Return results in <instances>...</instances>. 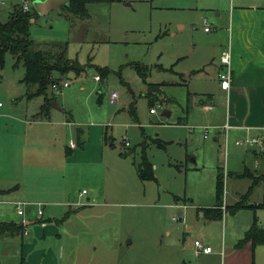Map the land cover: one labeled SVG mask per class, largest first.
<instances>
[{
    "label": "rangeland",
    "instance_id": "obj_1",
    "mask_svg": "<svg viewBox=\"0 0 264 264\" xmlns=\"http://www.w3.org/2000/svg\"><path fill=\"white\" fill-rule=\"evenodd\" d=\"M16 2L0 1V23L6 22L10 7ZM257 6H264V0H112L88 5L87 19L61 9L38 15L31 21L33 42L41 47L67 44L66 56L77 60L81 67L72 68L80 73L62 76L54 73L60 87L68 84L58 93L48 88L49 96L52 94L62 112L52 110L55 116L51 119L56 123L40 126L31 120L43 105V98H26L22 83L24 67L14 66L12 55H5L0 79L3 106L0 108V184L3 185L4 178L19 180L21 166L27 161L25 165H31L32 172L28 187H33L30 190L34 193L44 194L50 187L64 186L70 192L69 202H80L79 193L94 188L108 198L109 206L102 208L94 203L87 209L91 211L83 216H89V222H94L96 227L91 234L83 233L82 242L77 241L76 245L65 236L59 241L60 233L59 237L35 238L26 249L23 248L26 243L18 236L14 240H0L1 264H69L75 259L83 264L80 259L87 260L93 254V244L95 260L112 258L117 264H181L177 253L188 252L183 247V238L190 240L185 246L198 237L213 250L214 243L221 245L222 226L201 218V212L196 214L193 210L189 218L184 216V221L183 216L178 222L172 218H177V211H183L184 203L190 205V201L204 207L215 205L218 167H254L252 151L256 147L247 143L236 146L241 134L233 131L225 139L222 126L227 119V102L218 91L215 72L210 66L211 62L216 65L220 56L228 12ZM204 28L210 32L206 34ZM134 64L140 70L148 68L144 80L132 68ZM98 69H106L108 74L102 76ZM96 76H101V81H95ZM154 84L161 87L152 88L156 94L151 99L147 92ZM112 90L119 93L117 105L108 103ZM152 106L155 114L149 112ZM68 111L78 125L61 123L63 117L71 121ZM164 112L169 115H163ZM45 115L43 112L42 116ZM80 130L82 134L78 133ZM97 134L101 135L102 146L98 158L70 159L73 153L68 152L69 140L76 145L90 140L93 155L98 150ZM246 136L257 137L259 132L251 131ZM156 139L165 143L164 149L156 147ZM143 143L153 181H141L136 173ZM73 150H78V146ZM35 154H40L42 164ZM39 181L44 185L39 186ZM22 182L26 186V181ZM226 182L223 198L227 194ZM258 196L255 192L251 200ZM174 197L181 200L175 202ZM112 215L120 221L111 223ZM236 215L225 216L227 241L234 236V224L240 226L247 217L260 216L259 224L264 228L262 209L256 210V216L248 210ZM182 222L187 224L186 231L183 230L187 237L178 230L183 227ZM104 224L114 229L102 231ZM163 228L171 232L170 237L161 236ZM112 236H117L114 245ZM186 258L189 263L183 264H196Z\"/></svg>",
    "mask_w": 264,
    "mask_h": 264
},
{
    "label": "crops",
    "instance_id": "obj_2",
    "mask_svg": "<svg viewBox=\"0 0 264 264\" xmlns=\"http://www.w3.org/2000/svg\"><path fill=\"white\" fill-rule=\"evenodd\" d=\"M15 1L17 2L11 5L10 10L8 12V16L13 7L16 5H20L24 0ZM228 14V23L225 24L224 28L225 34L223 40L225 41H222L223 44H220L221 50L219 54L221 56L224 51H227L229 49V68L231 70L232 80L230 83V87L227 91H222L220 89V84L218 81L217 75L219 70L222 68L219 61L220 56L216 61L217 66L214 65L213 62H211L210 66L215 72V77L218 82V91L220 92V94L224 95V97H222L225 98L227 102V105L225 104L227 108V119L226 123L222 127L227 126L228 129L223 131V134L225 135L226 139L227 133L229 131H233L235 134H241L240 139H243L244 137H246V135H248V133H251V131H258L259 136L257 137H260L262 143L264 144V6H257L256 8L252 7L250 9L236 8L230 10ZM209 32L210 31L205 33L207 34ZM134 65L138 66V64ZM134 65H132V68H134ZM144 68L145 77L142 78V80H144L148 74V68ZM201 71L202 70H199V72ZM99 81H101L100 77ZM183 83L186 82L183 81ZM153 86H159V88L161 87V85L158 84H154ZM148 94L149 93L147 92V97L152 99V97H149ZM155 94L156 93L154 92L153 95ZM0 108H3V106H1ZM127 109L132 110L131 106H127ZM151 109H154L153 106L151 107ZM231 109H233L232 115ZM52 110L60 112L62 109H54L51 107L49 111H45L46 117H38L37 115H40L41 111L40 105L39 111L36 114L32 115L31 121L34 124L40 126H49L53 123H56L52 121L53 119H51V116H55L53 115V113H51ZM239 111L243 112L239 113ZM64 113L67 114L65 111ZM68 114H70L71 121H67L65 120L66 118L64 119L63 117L61 123L66 124L67 126L78 125L73 120V116H71V113L69 111ZM168 115L169 114L165 116ZM27 123L29 124V122ZM220 130V128L217 129L218 140L221 138ZM78 133L82 134L83 131L80 130L78 131ZM34 137L36 138L37 136ZM204 138L206 139L207 136L205 137L204 135ZM97 142L98 150L95 151V153H93L92 155L90 153L91 149L89 147L90 140H87V142L78 143L77 145L74 141L69 140L68 149H70V151L68 152L70 153V155L73 153L70 159L72 160L79 158L84 160H91L96 157L98 158V152H101L102 150L101 135L98 137L97 134ZM70 143H72V145H70ZM124 145L128 146L126 142ZM77 146L78 150L72 151V149L76 148ZM248 146L256 147L258 150L252 151L254 167L243 165L241 169V166H230V168L227 169L218 167L216 170V179L217 176L219 174H223L222 171L225 170V173L222 175L223 188L224 180H227V194L224 196L225 201L223 198V191L217 200L215 179L216 203L214 206L204 207L202 205H199V203L193 204L192 201H190V205H185L186 203H184L182 207L183 211H177V218H172L173 222L182 221V216H186V218H189L191 212L195 210L196 214H199V212H201V218H206L208 221H217L219 222L218 224L222 226L223 235L221 238V245H218L217 242L214 243L215 250L211 249V253L209 254H197L193 246V242L195 240H199L203 246L210 247L208 242L204 243V241L199 239L198 237L194 239L191 244L188 243L185 246L186 241L188 240L190 242V240L183 238V247L184 249H187L188 252L183 253L182 250V254L177 253L179 256L176 258L180 261L181 264L188 262L186 256L188 257V259H192L193 261H195L196 264H264V245H259L253 248L250 242H248L245 245L238 246L239 242L244 238L246 232L252 226L253 221H255L257 226L264 231V228L259 224L261 223L259 221V219H261L260 216L258 219H256L257 217H253V219L247 217L244 223L240 226L234 224L235 232L231 241H227L225 232V226L227 224V219L225 216L227 215V213L232 216H237V213L248 210L252 212L253 216H256V210H264V150L262 151L261 149H259L257 145ZM120 155L123 157L125 156L122 153H120ZM33 156L38 158L41 164L43 163L40 154H35ZM26 163L27 161H24V166H21L20 171L22 170V172L21 176H19L18 178L19 180H8L4 178L2 180L3 185L0 184V223H22V220H25L24 232L23 235L20 237L21 241L23 243H26L23 247L24 249L30 247L33 244L35 238L43 239L46 237H55L59 233L61 235L59 241H61L62 236H65L73 241V245H76L77 241H79V243L82 242L81 237L83 233L89 232L91 234L94 226L96 227V224L94 222H89V216H83V214H85L86 212H90L91 210L87 209L93 207L94 203H97L98 206L102 208H107L109 206L108 198L103 194H99V192L94 190V188H91L89 192H87L85 189L82 190L81 193H79V197H81L80 202H69L70 192L69 189H66V187L64 186L50 187L48 188V190H46L49 192H46L44 194L39 191L37 193H34L30 190L33 187H28V178L30 175L29 173H32L31 171H29V167H31V165H29L28 167V165H25ZM258 164H261L259 168H255ZM38 174L39 172H37L36 178L39 177ZM47 174L49 175L48 172ZM23 180L26 181V186L25 184H23ZM241 183L243 184L242 187L239 186ZM41 185L44 184L39 181V186ZM82 192H85V197L83 196ZM255 192L258 193L259 196L258 198L254 199V201H252L251 197H253V194ZM92 197L93 200H91ZM94 197L97 198L98 201L94 199ZM229 197L231 199V202H228ZM258 199H260L261 202H255ZM180 200V198L174 197L175 202H179ZM16 204L23 205L22 207L24 215L21 217L16 213ZM238 204H241L242 208L232 212L230 207ZM38 209L42 210L41 217L37 215ZM212 210L216 212H210ZM57 218L62 219L58 220ZM184 219L185 217L183 218V221ZM40 221H43L45 225L41 226L39 224ZM109 221L111 223H118L120 220L118 216L112 215L110 216ZM51 222H53V225H51ZM182 223H184L183 227H179L178 230H182V235L186 236L188 233L183 232V230L186 231L187 224L186 222ZM58 226H60V228ZM110 229H114V227H106L104 224L102 231L106 232ZM162 233L163 234H161V236L170 237L171 232H169L168 229L165 230V228H163ZM9 238L14 240V237L12 236L3 237L0 238V240H7ZM111 241L114 245L117 241V236H112ZM130 244H132V241L130 242ZM91 248L94 252H96V247L94 244ZM177 251L178 248L175 249V252ZM75 252L77 253V251ZM94 252L92 253L94 254ZM93 254H91L87 260L86 258H83L80 259V261L83 262V264H117V261L112 258L103 261L101 259L95 260ZM69 264H79V262L77 261V259H75L72 260Z\"/></svg>",
    "mask_w": 264,
    "mask_h": 264
},
{
    "label": "trees",
    "instance_id": "obj_3",
    "mask_svg": "<svg viewBox=\"0 0 264 264\" xmlns=\"http://www.w3.org/2000/svg\"><path fill=\"white\" fill-rule=\"evenodd\" d=\"M112 0H71L66 10L67 14H71L79 19L89 18L88 5L93 3H108ZM38 14L32 9L29 12H23L20 5L13 7L9 13L6 22L0 24V79L1 73L4 67V59L6 54L12 55L15 59V65H22L24 67V76L22 83L26 87V98L33 99L36 97H42L45 102L41 106L40 115L42 117L43 112L49 111L50 103L54 97L49 96L48 88L51 87V80L54 79L55 83H58V79L54 78V73L60 76L69 72H74L72 67L81 65L77 63V60H70L66 56L67 44H52L41 47L33 42L30 38V25L31 21L35 19ZM135 70L141 76L145 77V68L140 70L137 65H134ZM98 73L102 76L108 74L106 69H98ZM76 75L79 73L74 72ZM101 79V76H100ZM154 86L148 87V96L152 97L154 94ZM51 90V88H50ZM153 93V94H152ZM264 142V141H263ZM157 148L164 149L165 143H161L160 140H154ZM146 144L142 145L141 161L137 165V176L141 181H153L152 166L148 162L144 155ZM264 154V151H263ZM124 155V154H123ZM223 174H219L216 179V196L217 200L223 191ZM242 204V203H241ZM238 204L231 206L232 212L242 208V205ZM218 206V205H217ZM216 212V211H210ZM220 217V214H219ZM25 225L23 223L7 222L0 223V238L6 236H18L21 237L24 232ZM250 242L252 247L264 245V231L261 230L255 221L252 226L246 232L244 238L239 242L238 246L245 245Z\"/></svg>",
    "mask_w": 264,
    "mask_h": 264
},
{
    "label": "built area",
    "instance_id": "obj_4",
    "mask_svg": "<svg viewBox=\"0 0 264 264\" xmlns=\"http://www.w3.org/2000/svg\"><path fill=\"white\" fill-rule=\"evenodd\" d=\"M21 9L23 12H29L31 11L32 9V6H31V2L29 0H24L21 4ZM204 31L205 32H208L209 29L208 28H204ZM230 60V54H229V49L227 51H224L220 58H219V61H220V64H221V69L219 70L218 72V81H219V84H220V89L222 91H227L230 87V83H231V80H232V77H231V70L229 68V62ZM95 81H99V77L96 76L95 78ZM68 86L67 83H63L62 86L60 87L58 85V83H53L51 84V91L54 92V93H58L60 91V88H66ZM118 99H119V93L118 91L116 90H112L110 91L109 95H108V103L111 104V105H116L117 102H118ZM2 106V104L0 103V107ZM156 111L155 109H150V113L154 114ZM228 127L225 126L222 130L225 131L227 130ZM248 131V130H247ZM205 134H207L206 132V129H205ZM206 137V135H205ZM243 143H247L249 145H257L259 147V149H261L262 151L264 150V144L262 143V140L260 137H248L246 136L245 139H238L236 140L235 144L236 145H241ZM70 145H72V143H70ZM83 194H85V192H82ZM23 205L22 204H16L15 205V210H16V213L17 215H19L20 217L23 216ZM37 215L39 217L42 216V210L41 209H38L37 210ZM22 223L24 224L25 223V220L23 219L22 220ZM39 224L41 226H44L45 223L43 221H40ZM193 246L195 248V252L198 254V253H204V254H209L211 253V248L210 247H205L202 245V243L199 241V240H195L193 242Z\"/></svg>",
    "mask_w": 264,
    "mask_h": 264
},
{
    "label": "water",
    "instance_id": "obj_5",
    "mask_svg": "<svg viewBox=\"0 0 264 264\" xmlns=\"http://www.w3.org/2000/svg\"><path fill=\"white\" fill-rule=\"evenodd\" d=\"M31 2L32 8L39 16H45L49 12H60L64 7H67L71 0H29ZM51 83H55L52 79ZM50 106L54 109H59L54 101L50 103ZM164 113L163 115H167Z\"/></svg>",
    "mask_w": 264,
    "mask_h": 264
}]
</instances>
